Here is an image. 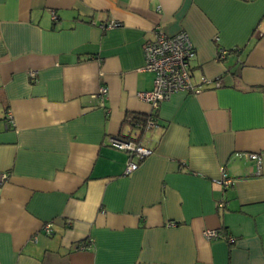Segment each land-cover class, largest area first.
<instances>
[{
    "label": "crops",
    "instance_id": "0c3cea01",
    "mask_svg": "<svg viewBox=\"0 0 264 264\" xmlns=\"http://www.w3.org/2000/svg\"><path fill=\"white\" fill-rule=\"evenodd\" d=\"M158 28L212 84L154 110ZM0 173V264H264V0H0Z\"/></svg>",
    "mask_w": 264,
    "mask_h": 264
},
{
    "label": "built area",
    "instance_id": "2783aa9c",
    "mask_svg": "<svg viewBox=\"0 0 264 264\" xmlns=\"http://www.w3.org/2000/svg\"><path fill=\"white\" fill-rule=\"evenodd\" d=\"M54 19H56L55 16ZM226 54L225 50H220L219 58L223 59ZM144 56V70L153 73L155 80L153 90L148 93H141L139 96L143 101L150 103L154 110H157L161 103L168 101L177 93L197 94L205 86L212 84V81L207 78H203L199 85L193 83L191 63L196 56V52L189 36L184 32L175 36H167L158 28L155 31L154 38L145 44ZM216 83L219 86L218 81ZM108 96V88L102 87L99 92L101 101L104 102ZM148 126H155V121L150 120ZM111 145L115 149L126 152L129 155L130 159L127 163L126 174L135 172L141 162L152 155L151 150L133 141L112 139ZM252 158L260 162V157L257 155H253ZM223 177L218 184L225 187L232 185V180L226 179V175ZM8 178L7 173H0V185L7 181ZM44 231L47 235H52V224H47L44 227ZM221 237L225 238L220 232H206L207 239ZM228 241L233 242V239L230 238ZM81 247L86 248L85 246Z\"/></svg>",
    "mask_w": 264,
    "mask_h": 264
},
{
    "label": "trees",
    "instance_id": "16d2710c",
    "mask_svg": "<svg viewBox=\"0 0 264 264\" xmlns=\"http://www.w3.org/2000/svg\"><path fill=\"white\" fill-rule=\"evenodd\" d=\"M151 119H152L151 117H145V116L140 117V116H132L131 115V116H126L124 123H126V124L128 123V124L135 126V127L138 126L140 129V133H141L140 136H143L148 129V123ZM121 139L123 141H133V142H136L137 144H140L139 139H134L131 136H128V137L122 136ZM226 237L227 236H225V238Z\"/></svg>",
    "mask_w": 264,
    "mask_h": 264
}]
</instances>
